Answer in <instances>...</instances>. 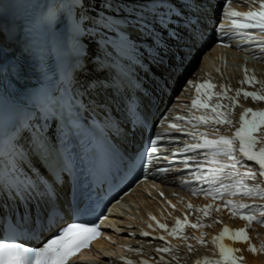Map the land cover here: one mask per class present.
Segmentation results:
<instances>
[{
  "label": "snow or ice",
  "instance_id": "snow-or-ice-1",
  "mask_svg": "<svg viewBox=\"0 0 264 264\" xmlns=\"http://www.w3.org/2000/svg\"><path fill=\"white\" fill-rule=\"evenodd\" d=\"M169 0H146L145 10L137 11L132 9L124 15L98 16L93 22L94 37L97 41V47L103 42V49H111L117 56L124 57L134 55L139 51L137 41L132 38V30L137 32L145 39L156 37V30L160 28L167 30L172 21L174 14H170L165 10L164 5ZM195 3L196 0H191ZM233 0H227L224 5L222 20H226L230 25L225 30L224 23H218L215 29L217 44L224 47L231 46L224 40L225 36L231 38L240 37L247 42H252L255 37L253 33L247 31L256 29L259 34L257 47L261 54H264V0H258L259 6L256 10L248 12L234 11L229 5ZM257 0H252L255 4ZM111 4L112 0H107ZM190 6V5H186ZM79 13V0H72L70 6L60 9L57 6L50 7L40 18L37 23L38 38L49 31L54 24L58 25L63 22L69 34L74 40H81L79 35L81 28V18ZM187 27L185 32L194 42L201 40L203 34L197 28L199 24L198 17H193L185 21ZM244 51H252V48L241 49ZM254 59H260L259 56H253ZM245 75L241 84L252 85L258 83L255 76H249L247 69H244ZM192 85V81H188ZM74 87V86H73ZM196 95L192 99L191 107L193 109H209L210 101L215 97L217 102L211 105L210 111L191 116L187 121L192 124V128H197L200 124L213 123L216 125H231L233 121L230 118V111H223L226 106L220 103L222 99L232 101L233 106L238 105V100L227 96L228 89L220 92H213L216 87L210 81H204L194 85ZM243 94L244 99L251 98L253 101L264 100V95L255 92L244 91L243 88L236 91V98ZM88 106L83 100L75 95H69V84L65 83L63 89L53 88L46 91L43 96L34 104V109L21 112L12 110L11 112L0 110V198H6L9 195L15 199L21 207L29 205L27 213H21L17 223L12 225L7 232L0 228V264H69L81 249L88 248L91 241L99 238L100 225L104 220L108 219L107 215H103L99 221H91L86 218L77 217L70 223H66L57 233L47 239L39 247L25 246L17 239V234L21 231L29 230L28 220L32 219L34 226V218L32 208L40 205L46 206L49 211L52 208V200L55 195L54 185L59 183V175L64 171H70V159L59 153L57 145L67 142L69 133L78 134L83 131L81 119L83 113L87 111ZM58 118V119H57ZM176 120H184L182 116L175 117ZM57 122L60 132L57 135V145L52 143L49 135V121ZM194 121V122H193ZM169 128L175 132L185 133L183 128L178 127L175 123L169 124ZM218 131V129H213ZM27 133L29 137V152L44 158H57L56 166L48 173L51 180L43 174H37L29 169L24 171L22 162L24 159V151L20 147V139ZM259 133V136H257ZM165 134L157 133L154 138L149 141V146L145 151L144 169L147 172L148 166L151 164V157L158 152V141ZM195 143L184 145L181 149L182 153H194V156H186L183 159V168H189V160L195 165V170L190 173L196 182L207 184L209 187L201 192L204 196H211L213 200L229 196L244 195L251 196L256 190L248 187L245 183L248 179H255L256 172L251 171V167L247 161H254L259 166V176L264 178V146L258 147V144L264 143V111H253L247 108L239 118V127L235 129L230 136L217 135L214 138H208L207 133L198 131H189L186 133ZM198 149L204 151L198 152ZM175 155V153L173 154ZM202 155L203 159H197ZM244 168L245 171H239ZM206 169V170H205ZM158 173L167 174L170 169L168 167H160ZM31 172V175L29 174ZM156 175V173H149ZM227 179L229 183H224ZM189 181L185 180L184 184ZM128 193H125L127 195ZM193 194H197L193 189ZM162 195V194H161ZM122 199V197L120 198ZM116 200V203L120 202ZM206 206L201 211L205 217L209 213ZM224 207L231 210L233 217L239 216L241 220L247 222L249 226L253 222L260 223L264 226V220H257V209L255 206L248 204H235L231 200L225 201ZM192 209V205H188ZM219 211V208H216ZM247 210V211H245ZM111 212V208L104 210ZM260 217H264V207L258 211ZM46 218H51L47 217ZM155 220V217H150ZM219 222V221H218ZM194 229L199 227H207L199 221L197 223H189L187 217L184 221L177 220L175 227L171 230L167 226L157 222V227L169 231V235L173 238L187 240L189 237L183 235L185 227ZM151 227V225H149ZM132 235V233H129ZM141 236L149 237L148 232H141ZM229 238L234 242L248 243L250 237L247 235V229H239L232 231L225 227L221 234L213 238L212 243L219 251L218 260L197 261V264H240L243 257L236 255L239 249L228 247L223 243L225 238ZM199 243H204L203 237H192ZM153 240L164 242V247L157 248V252H171L173 249L168 245L164 236L152 237ZM191 250V245L188 246ZM252 253L257 252V248L252 246L249 248ZM259 251H264V245ZM161 264L163 256L160 257ZM125 264H131V261H125ZM140 264H148L147 261H141Z\"/></svg>",
  "mask_w": 264,
  "mask_h": 264
},
{
  "label": "bare ground",
  "instance_id": "bare-ground-1",
  "mask_svg": "<svg viewBox=\"0 0 264 264\" xmlns=\"http://www.w3.org/2000/svg\"><path fill=\"white\" fill-rule=\"evenodd\" d=\"M51 3H52V0H47V1L46 0H18L17 7L14 10V13H11L9 15L10 18L8 19V21H5V20L1 21L3 23V28L5 30L9 29L10 35L18 34V32L20 30L24 29L25 22H28V23L33 22V24H35L36 20H38L42 17L43 13L46 11L49 4H51ZM80 17H82V16L80 15ZM53 27H55V26H53ZM3 28H1L2 31H3ZM214 51H216L218 53H216V52L214 53ZM220 53H224L223 50H219V49L214 48L213 52L212 51L208 52V53H206L205 56L207 57L210 55L211 59L215 60V59L221 57ZM222 56H224V54ZM225 59L227 61H233L230 57H225ZM225 71H226V75H228L229 77H233L236 74L235 71L233 70V68L232 69L226 68ZM261 188H263V187H261ZM136 190L140 193L130 194L127 198L124 199V203L119 205V206L125 207L129 211L128 215H130V216L132 214H138L137 219H140L139 216H142V214H144L145 208L150 209V210L153 209L155 211V213L158 215V219H159L160 224L166 225V223H168V219H169V220H171V221H169V223L170 224L172 223V225H173L174 224L173 220H174L175 216L180 215V212L183 210L184 206L186 205L185 199L181 198L182 196L181 197L176 196L175 192H171V191L167 190L166 188H161L158 186H152V185L146 184V185H139ZM261 191H262V194H264V188ZM166 195L168 197H170V199L169 198L167 199V197H165ZM159 196H160V198H159ZM163 197H165V198H163ZM158 201H160L162 203H158L157 205H154ZM256 202H260V201L258 200ZM124 204H126V206H124ZM254 205H256V204H254ZM165 211H168L169 212L168 214L170 216H166L165 220H162L163 213ZM131 224H133V222H131ZM238 225L246 226V228H247V222L244 220H243V223L238 224ZM128 227H130V223L125 221L123 223V227L121 228V231L123 234L118 235L117 239H119L121 241H127L129 244L135 246L136 245L135 243H140V242L137 241L136 239H131L129 237H125L126 233L131 232V229L130 228L128 229ZM235 228H239V226H237ZM247 233H248V229H247ZM178 242H180L182 247H183V244H185V246L188 245V242L184 241V239L183 240L178 239ZM190 243L194 247L189 252H188L189 249L188 248L186 249L187 255H189V256L193 255L192 257H194L203 251L204 252H210V249L198 252L199 251L198 248H201L202 246H206V245L208 246V244L199 243L193 238H190ZM252 246L255 247L254 243H252L251 240H249V242L244 244V245L242 244V242H234L235 249L240 250L239 252L236 253V255L239 257H243V260L241 261L242 264H262V262L264 261V257L262 256V251L260 253L258 248H257L256 253H252L251 251H249V248ZM208 248H209V246H208ZM196 250H198V251H196ZM146 256H148L149 258H152V259H154V257L156 258V256L153 255V253H147ZM172 259L175 260V256H173ZM176 260L180 264L189 263V261L187 262L186 260L181 261L179 257H176ZM190 260H191V258H190ZM162 264H165V263L162 262Z\"/></svg>",
  "mask_w": 264,
  "mask_h": 264
},
{
  "label": "rangeland",
  "instance_id": "rangeland-1",
  "mask_svg": "<svg viewBox=\"0 0 264 264\" xmlns=\"http://www.w3.org/2000/svg\"><path fill=\"white\" fill-rule=\"evenodd\" d=\"M255 201H258V200H255ZM260 201H263L262 204H264V200H260ZM234 226L237 227L240 225H234ZM247 235L250 237L251 242L254 243L255 247L258 248V250L261 248L262 245H264V226L263 227L253 226L251 228V230H248ZM242 244L244 245L246 243H242ZM198 250H196V251L200 252L203 250H209V248L206 245V246H202L201 248H198ZM188 252H189V250H188ZM260 253H261V251H260ZM262 256L264 257V251H262ZM262 264H264V261L262 262Z\"/></svg>",
  "mask_w": 264,
  "mask_h": 264
}]
</instances>
